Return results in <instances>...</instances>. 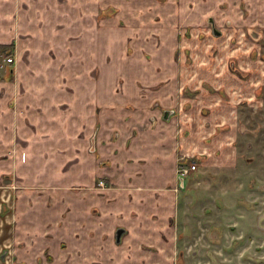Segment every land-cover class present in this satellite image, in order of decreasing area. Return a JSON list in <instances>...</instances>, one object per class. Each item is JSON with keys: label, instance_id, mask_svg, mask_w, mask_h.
<instances>
[{"label": "crops", "instance_id": "1", "mask_svg": "<svg viewBox=\"0 0 264 264\" xmlns=\"http://www.w3.org/2000/svg\"><path fill=\"white\" fill-rule=\"evenodd\" d=\"M145 2L157 7L170 4ZM54 4L52 0H0V45L21 50L26 43L30 59L28 68L20 61L15 68L13 61H0V181H12L13 171L16 183L23 185L12 197V209L5 206L0 213L4 225L0 245L8 247L10 243L12 264H141L153 254L150 248L156 247L163 248L158 254L164 261L170 257L171 247L176 249L178 154L184 147L183 140L196 139L193 128L197 119L194 121L190 114L191 119L184 121V111H178L179 76L172 72L170 81H159L152 91L130 96L111 94L104 106L100 81L96 86L94 79L86 78L83 72L73 73L75 89L70 91L69 69L76 64L69 62L68 47L75 46L81 52L87 42L96 45L100 26L95 19L82 15L69 24L68 13L74 9L68 2ZM179 20L175 14L158 16L153 25L162 29L157 30L161 39L167 36L174 42ZM53 23H60V27L55 29ZM162 47L160 41L158 48ZM49 51L60 55L61 60L49 57ZM95 63L98 65L89 62ZM160 66L170 71L175 65ZM75 67L78 72L84 69L80 64ZM86 87L90 94L85 95ZM124 99L133 105L118 107L116 102ZM137 117L139 126L126 129ZM97 123L102 127L98 131ZM117 126L119 136L111 141ZM124 129L127 138L121 132ZM30 130L35 138L26 145L17 137L14 140V134ZM87 132L97 135L98 152L88 154L86 162L76 161L80 173L75 178L64 173L47 179L49 189L43 193L34 187L45 182L44 175L32 173L19 178L22 167L36 164L35 151L59 149V142L68 139L70 133ZM106 134L109 142H101ZM74 140L84 141L83 137ZM220 145L217 149L223 154ZM9 150L17 157L8 154L6 158ZM100 180L108 186L98 185ZM4 252L6 259V248Z\"/></svg>", "mask_w": 264, "mask_h": 264}, {"label": "rangeland", "instance_id": "2", "mask_svg": "<svg viewBox=\"0 0 264 264\" xmlns=\"http://www.w3.org/2000/svg\"><path fill=\"white\" fill-rule=\"evenodd\" d=\"M145 1L150 0H52V4L68 2L74 9L68 13L69 24L82 15L95 19L100 26L96 45L87 42L81 52L75 46L68 47L70 64L84 65L79 72L76 65L70 67V91L75 89L74 74L83 72L96 86L100 81L104 106L111 94L130 96L152 91L174 72L180 79L178 111H184V121L191 119L190 114L197 119L193 128L197 141L183 140L177 158L176 174L179 165L192 163L195 170L184 177L180 190L174 188L176 193L179 190L176 249L171 247L170 257L161 261L158 252L163 248L148 247L153 254L141 264H264V0H155L170 3L158 7ZM171 14L180 19L174 42L167 36L161 39L160 29L153 25L158 16ZM53 27H60V23H53ZM70 40L74 39L70 36ZM160 41L162 48H158ZM22 48L0 45L1 63L11 57L14 68L16 61L27 66L29 48L26 43ZM49 57L61 60L51 51ZM93 61L98 65L89 64ZM164 64L175 66L168 71L160 66ZM85 89V95L90 94ZM116 105L130 107L133 103L124 99ZM133 123L126 129L139 126L140 117ZM96 126L98 131L101 126ZM118 130V126L113 128L111 141L119 136ZM121 132L128 137L125 129ZM13 136L22 145L35 138L31 130ZM67 138L59 142V149L35 151L36 164L22 167L19 178L32 173L44 175L45 182L34 187L43 193L49 189L47 179L64 173L74 178L79 175L76 161L86 162L88 154L97 153L99 139L92 132L70 133ZM107 139L108 135H103L101 142H109ZM219 145L223 154L217 149ZM8 154L17 157L13 150L6 158ZM202 155L205 158H200ZM205 159L207 162L201 163ZM10 176L13 179L7 184L0 181V213L5 206L12 209V197L23 187L16 183L13 171ZM98 185L108 186L101 180ZM3 227L0 220V237ZM10 247V243L8 247L0 245V264L2 260L13 263Z\"/></svg>", "mask_w": 264, "mask_h": 264}, {"label": "built area", "instance_id": "3", "mask_svg": "<svg viewBox=\"0 0 264 264\" xmlns=\"http://www.w3.org/2000/svg\"><path fill=\"white\" fill-rule=\"evenodd\" d=\"M6 62H11L12 59L11 57H7ZM195 170V165L194 164H190V165H179L177 167V174L179 176H186L189 172L194 171Z\"/></svg>", "mask_w": 264, "mask_h": 264}, {"label": "water", "instance_id": "4", "mask_svg": "<svg viewBox=\"0 0 264 264\" xmlns=\"http://www.w3.org/2000/svg\"><path fill=\"white\" fill-rule=\"evenodd\" d=\"M180 186L183 187L184 186V179L183 178H180ZM121 233V231H118L117 232V236H119Z\"/></svg>", "mask_w": 264, "mask_h": 264}, {"label": "flooded vegetation", "instance_id": "5", "mask_svg": "<svg viewBox=\"0 0 264 264\" xmlns=\"http://www.w3.org/2000/svg\"><path fill=\"white\" fill-rule=\"evenodd\" d=\"M11 59H12V58H11ZM185 165H187V164H185ZM189 173H191V172H189ZM177 175H178V174H177ZM184 177H185V176H179V175H178V178H179V179H180V178H183V179H184Z\"/></svg>", "mask_w": 264, "mask_h": 264}]
</instances>
